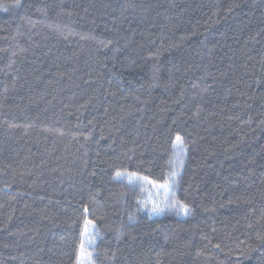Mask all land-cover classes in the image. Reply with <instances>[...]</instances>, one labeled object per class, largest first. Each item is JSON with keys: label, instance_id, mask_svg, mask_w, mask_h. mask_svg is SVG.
<instances>
[{"label": "trees", "instance_id": "obj_1", "mask_svg": "<svg viewBox=\"0 0 264 264\" xmlns=\"http://www.w3.org/2000/svg\"><path fill=\"white\" fill-rule=\"evenodd\" d=\"M81 262L264 264V0H0V264Z\"/></svg>", "mask_w": 264, "mask_h": 264}, {"label": "snow or ice", "instance_id": "obj_2", "mask_svg": "<svg viewBox=\"0 0 264 264\" xmlns=\"http://www.w3.org/2000/svg\"><path fill=\"white\" fill-rule=\"evenodd\" d=\"M176 141H177V143L174 145V147H177V146H179V147H183V144H182V141H181V138L179 137V136H177L176 137ZM173 175H175V174H173ZM117 176L119 177L120 176V173H117ZM145 181H147V183H149V184H153V182L152 181H150V180H147V178L145 177V178H143ZM131 182V181H130ZM155 187H159V188H163V189H165V190H167V188H168V184L167 183H165V184H163V185H158V186H156V185H154ZM178 203V202H177ZM177 205H176V203H174V204H172V207H176ZM180 207H183L182 205L180 206ZM152 211L153 212H159V211H161V209L159 208V206L158 205H154L153 206V208H152ZM185 212H187V209H185ZM81 254L83 255L84 254V248H83V245H81ZM81 264H82V262H81Z\"/></svg>", "mask_w": 264, "mask_h": 264}]
</instances>
